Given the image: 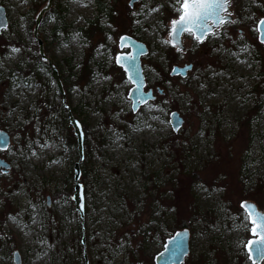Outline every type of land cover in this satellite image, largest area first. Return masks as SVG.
Wrapping results in <instances>:
<instances>
[{
  "label": "rangeland",
  "instance_id": "rangeland-1",
  "mask_svg": "<svg viewBox=\"0 0 264 264\" xmlns=\"http://www.w3.org/2000/svg\"><path fill=\"white\" fill-rule=\"evenodd\" d=\"M46 2L0 0V129L10 136L0 151L10 165L0 168V264H13L14 251L21 264H84V254L88 264H155L182 228L183 264H256L241 205L264 211V0H228L235 23L203 43L185 32L183 50L169 40L177 0H53L38 37L62 94L33 37ZM124 34L148 47L141 64L155 98L136 112L115 63ZM185 64V77L170 75ZM172 111L184 120L176 132ZM68 112L83 129L81 161Z\"/></svg>",
  "mask_w": 264,
  "mask_h": 264
},
{
  "label": "water",
  "instance_id": "water-1",
  "mask_svg": "<svg viewBox=\"0 0 264 264\" xmlns=\"http://www.w3.org/2000/svg\"><path fill=\"white\" fill-rule=\"evenodd\" d=\"M136 1L137 0H130L129 6L132 7ZM52 2L53 0H47L46 4L37 12L34 19L35 24L33 28V37L37 41L38 53L41 59L47 62L48 65L50 66L52 71V78L56 82L59 92L62 94L63 93L62 84L59 78L58 71L55 68V66L51 63L50 59L45 55L43 41L38 37L39 26L43 20L45 13L48 12L49 9L51 8ZM227 10H228V0H227ZM223 15L226 14L224 13ZM230 19L231 17L228 16V20ZM262 20H264V18H261L257 23V32H258L259 42L264 45V25L260 23V21ZM7 26H8V19L6 16V10L2 5H0V32L3 29H5ZM214 28L216 27L211 28V32L214 30ZM171 31H172V26H171ZM183 33L184 32L175 34V39H173L172 36H170L169 34L170 43L172 45L174 44L178 45L179 48L183 49L184 48L182 43ZM122 37L124 38L123 40L121 39ZM118 48L119 50L128 49L129 51L119 52L116 55V57L129 56V55L135 57V62L134 65L132 66L131 72L126 71V68L128 67V63L126 61L122 60L120 64H117L115 57V63L117 66L121 67V69L125 72L127 79L130 81L132 85V87L129 90L128 97L131 99L132 102V111L136 112L142 105H144L150 100H153L155 97L153 95L152 89H148L147 91H145L146 80L141 65V57L148 53V47L146 46V44L135 39L134 37L124 34L121 35L118 40ZM191 69H192V64H185L183 66H174L170 72V75L172 76L179 75L181 77H185L188 71H190ZM138 86H139V91H137ZM134 101H141L139 103H136L135 109H133ZM169 121L171 128L174 132L178 131L184 122L182 116H180V114L177 111H172L169 114ZM68 123L71 125L73 129V133L76 137L77 154L79 160L81 161L84 158V133L82 126L78 122V120L72 116L70 112H68ZM0 140L6 141V144H0V151H4L10 145V136L6 131L2 129H0ZM9 167L10 165L4 159L0 158V168L3 171H6ZM73 171H74L73 178L75 184H74V192L72 199L74 201L75 209L79 212L80 217H83L84 215L83 188L82 185L78 182L81 174L79 163L74 164ZM245 202L249 205L254 206L256 212H258L261 215H264V211L260 210L254 202L252 201H245ZM251 234H252V238L249 241H252L253 243L251 244L247 243L246 250L248 252L250 260L253 263L260 264L262 261H264V259H261L257 253V249L261 247V245L259 244L260 235L253 234L252 228H251ZM189 240H190V231L187 228H182L175 231L169 238L166 239L163 249L155 255L154 257L155 264H183L185 258L187 257L190 251ZM13 264H21V258L18 251H14L13 253ZM84 264H88V259L85 254H84Z\"/></svg>",
  "mask_w": 264,
  "mask_h": 264
},
{
  "label": "snow or ice",
  "instance_id": "snow-or-ice-1",
  "mask_svg": "<svg viewBox=\"0 0 264 264\" xmlns=\"http://www.w3.org/2000/svg\"><path fill=\"white\" fill-rule=\"evenodd\" d=\"M177 4L179 18L171 21L172 31L170 36H172L173 39H175V34L188 32L195 37L197 42L203 43L205 37L209 34H215L211 32L212 27L222 26L225 23H235V21L228 20V16H230L231 13L227 12V0H182V3H180V0H177ZM157 10L158 9H152L151 11ZM224 13H227V15H223ZM260 23L264 25V20L260 21ZM121 39L123 40L124 38L122 37ZM165 43H167V41H165ZM173 46L178 47V50H182L178 45L174 44ZM12 51L18 52L19 49L14 48ZM244 51H247V49L245 48ZM122 60L128 63L126 71L131 72L135 57L131 55L116 57L117 64H120ZM137 91H139V86L137 87ZM139 102L141 101L133 102V109H135L136 103ZM0 144H6V141L0 140ZM33 155H35V153H33ZM241 207L245 209L249 221L253 225V234L260 235L259 244L261 247L257 249V253L261 259H264V215L256 212L254 206L246 202H242ZM248 243L251 244L253 242L249 241Z\"/></svg>",
  "mask_w": 264,
  "mask_h": 264
},
{
  "label": "trees",
  "instance_id": "trees-1",
  "mask_svg": "<svg viewBox=\"0 0 264 264\" xmlns=\"http://www.w3.org/2000/svg\"><path fill=\"white\" fill-rule=\"evenodd\" d=\"M39 58H40V61H41V62L45 63V61H43V60L41 59L40 56H39ZM66 118H68V116H67ZM66 121L68 122V120H66ZM73 143H74V141H73ZM183 227H184V226H183Z\"/></svg>",
  "mask_w": 264,
  "mask_h": 264
},
{
  "label": "flooded vegetation",
  "instance_id": "flooded-vegetation-1",
  "mask_svg": "<svg viewBox=\"0 0 264 264\" xmlns=\"http://www.w3.org/2000/svg\"><path fill=\"white\" fill-rule=\"evenodd\" d=\"M183 49H184V48H183ZM183 49H182V50H183ZM152 90H153V89H152ZM153 93H154V91H153Z\"/></svg>",
  "mask_w": 264,
  "mask_h": 264
},
{
  "label": "bare ground",
  "instance_id": "bare-ground-1",
  "mask_svg": "<svg viewBox=\"0 0 264 264\" xmlns=\"http://www.w3.org/2000/svg\"><path fill=\"white\" fill-rule=\"evenodd\" d=\"M74 192V191H73ZM73 196V195H72ZM14 253V252H13Z\"/></svg>",
  "mask_w": 264,
  "mask_h": 264
}]
</instances>
